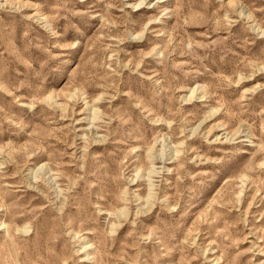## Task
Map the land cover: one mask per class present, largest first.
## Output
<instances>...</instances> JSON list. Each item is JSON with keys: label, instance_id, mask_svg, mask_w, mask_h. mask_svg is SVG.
Returning a JSON list of instances; mask_svg holds the SVG:
<instances>
[{"label": "rangeland", "instance_id": "1", "mask_svg": "<svg viewBox=\"0 0 264 264\" xmlns=\"http://www.w3.org/2000/svg\"><path fill=\"white\" fill-rule=\"evenodd\" d=\"M0 264H264V0H0Z\"/></svg>", "mask_w": 264, "mask_h": 264}]
</instances>
